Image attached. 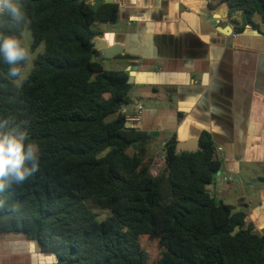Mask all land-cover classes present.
I'll list each match as a JSON object with an SVG mask.
<instances>
[{
	"label": "trees",
	"instance_id": "trees-1",
	"mask_svg": "<svg viewBox=\"0 0 264 264\" xmlns=\"http://www.w3.org/2000/svg\"><path fill=\"white\" fill-rule=\"evenodd\" d=\"M14 2L29 23L5 34L28 29L31 53L44 52L20 85L0 59V118L28 122L39 170L0 192V233L22 234L56 264H149L144 239L157 241V264H264V234L206 190L222 165L209 134L195 152L176 153L169 139L164 171L149 175L154 139L125 126L129 73L105 70L93 49L92 25L115 22L117 4ZM219 5L238 17L237 34L264 22V0H210Z\"/></svg>",
	"mask_w": 264,
	"mask_h": 264
},
{
	"label": "crops",
	"instance_id": "crops-1",
	"mask_svg": "<svg viewBox=\"0 0 264 264\" xmlns=\"http://www.w3.org/2000/svg\"><path fill=\"white\" fill-rule=\"evenodd\" d=\"M113 23L96 29L122 52L113 59L132 76L126 116L154 139L153 152L210 135L222 165L206 186L217 203L245 213L264 234V22L235 33L223 5L210 0H113ZM230 27L232 32L220 29ZM127 57V58H126ZM232 178L233 182H224ZM0 264H56L22 234L0 233Z\"/></svg>",
	"mask_w": 264,
	"mask_h": 264
},
{
	"label": "clouds",
	"instance_id": "clouds-1",
	"mask_svg": "<svg viewBox=\"0 0 264 264\" xmlns=\"http://www.w3.org/2000/svg\"><path fill=\"white\" fill-rule=\"evenodd\" d=\"M22 28L29 23L22 6L14 0H0V59L8 65L7 77L26 79L24 67L31 61V51L20 35H7L8 24ZM27 121L0 118V192L20 185L39 170V147L29 137Z\"/></svg>",
	"mask_w": 264,
	"mask_h": 264
},
{
	"label": "rangeland",
	"instance_id": "rangeland-1",
	"mask_svg": "<svg viewBox=\"0 0 264 264\" xmlns=\"http://www.w3.org/2000/svg\"><path fill=\"white\" fill-rule=\"evenodd\" d=\"M255 19L257 21V20H259V17L255 16ZM100 25H101V23H95V24L92 25V28L93 29H98L100 27ZM22 38H23L25 44L27 46H29V48H30V45H31V42H32V37H31V33H30V31L28 29H24V31L22 33ZM43 52H44V45L41 44L35 50L34 53H31V57H32L31 61H30V63H28L24 67L25 76H27L29 74L30 70L32 69L33 60L36 58L37 55L42 54ZM114 68H120L118 62H114V63H111V64H105V70H113ZM22 81L16 80L15 83L17 85H20ZM155 151L154 152L152 151L150 153V155H152V157H153ZM129 153H132V150H129ZM152 157H151V159H152ZM94 211L99 215V219H104L108 215V212L103 211V210H94ZM142 246H143L144 251L148 255L149 264H157V257H158V252H159L157 241H149L147 239H144L142 241Z\"/></svg>",
	"mask_w": 264,
	"mask_h": 264
},
{
	"label": "water",
	"instance_id": "water-1",
	"mask_svg": "<svg viewBox=\"0 0 264 264\" xmlns=\"http://www.w3.org/2000/svg\"><path fill=\"white\" fill-rule=\"evenodd\" d=\"M87 3H91L93 8L96 10L100 5L105 3H112L113 0H83ZM223 32H232V29L228 26L225 28L220 29ZM93 49L100 52V54L103 56L104 59H113L116 55H119L122 52V49L119 46H110L108 43L103 39L99 37H95L93 39ZM133 82L132 76L128 77V84H131ZM127 128H133L132 124H129L126 126ZM201 147L198 143V140H190L186 142H180L176 145V153H180L182 151L187 152H195L197 150H200Z\"/></svg>",
	"mask_w": 264,
	"mask_h": 264
},
{
	"label": "built area",
	"instance_id": "built-area-1",
	"mask_svg": "<svg viewBox=\"0 0 264 264\" xmlns=\"http://www.w3.org/2000/svg\"><path fill=\"white\" fill-rule=\"evenodd\" d=\"M141 118V108L136 107L133 111V113L129 116H126V124L125 126L129 124H132V127H134V123H137ZM165 168V149L164 147H160L156 149L152 159L149 162L148 166V172L149 175L153 178H156L162 174ZM224 182H233L232 178H224Z\"/></svg>",
	"mask_w": 264,
	"mask_h": 264
}]
</instances>
